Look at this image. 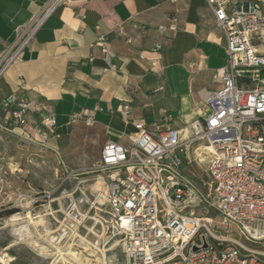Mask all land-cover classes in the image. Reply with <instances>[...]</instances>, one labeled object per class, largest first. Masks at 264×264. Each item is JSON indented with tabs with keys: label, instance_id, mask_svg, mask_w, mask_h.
Returning a JSON list of instances; mask_svg holds the SVG:
<instances>
[{
	"label": "built area",
	"instance_id": "1",
	"mask_svg": "<svg viewBox=\"0 0 264 264\" xmlns=\"http://www.w3.org/2000/svg\"><path fill=\"white\" fill-rule=\"evenodd\" d=\"M70 2L53 0L18 32L15 50L0 55V78L20 60L47 16ZM206 3L226 40L227 57L213 77L220 89L204 102L207 118L191 123L187 133L174 129L168 117L155 132L140 123L128 146L107 142L96 167L109 180L100 197L109 210L108 230L120 238L127 264H264V248H257L264 242V0ZM170 19L169 27H158L161 34L178 32L177 19ZM106 43L100 38L96 45L110 64ZM115 69L110 64L109 70ZM131 111L130 105L123 107L126 117ZM0 112V131L6 135L43 147L61 138L46 103L31 104L12 93L1 100ZM94 121L95 111L72 116L73 123ZM194 145L199 146L192 158ZM203 146L213 149L206 158L197 154ZM205 162L203 184L183 170L185 164ZM209 211L218 214L219 223ZM86 216L75 203L67 215L75 224ZM230 226L244 242L221 234L220 227Z\"/></svg>",
	"mask_w": 264,
	"mask_h": 264
},
{
	"label": "crops",
	"instance_id": "2",
	"mask_svg": "<svg viewBox=\"0 0 264 264\" xmlns=\"http://www.w3.org/2000/svg\"><path fill=\"white\" fill-rule=\"evenodd\" d=\"M52 1L0 0V55L15 50L18 32ZM171 17L178 32L161 34L158 27H169ZM100 38L107 40L115 70L96 45ZM158 45L163 49L156 50ZM225 46L206 0H71L47 16L20 60L0 78V102L17 93L31 104L49 105L61 138L40 146L58 156L62 140L89 126L73 123L72 116L95 111L90 126L100 133L101 158L109 141L128 146L140 123L155 132L168 117L174 129L187 133L191 123L207 118L204 102L221 87L213 77L227 65ZM126 105L132 108L129 117Z\"/></svg>",
	"mask_w": 264,
	"mask_h": 264
},
{
	"label": "rangeland",
	"instance_id": "3",
	"mask_svg": "<svg viewBox=\"0 0 264 264\" xmlns=\"http://www.w3.org/2000/svg\"><path fill=\"white\" fill-rule=\"evenodd\" d=\"M99 136L93 127L81 125L73 138L62 140L58 156L0 131V213L13 211L0 218V255L8 257L0 264H127L120 238L108 230L109 210L100 197L109 180L96 168ZM206 153L203 147L197 151L203 158ZM190 155L194 158L193 151ZM206 168V162L183 166L201 184ZM74 203L87 215L80 224L67 217ZM207 215L220 222L216 212ZM220 230L244 242L235 226ZM257 248L263 249L264 242ZM63 252L75 253L82 262Z\"/></svg>",
	"mask_w": 264,
	"mask_h": 264
},
{
	"label": "bare ground",
	"instance_id": "4",
	"mask_svg": "<svg viewBox=\"0 0 264 264\" xmlns=\"http://www.w3.org/2000/svg\"><path fill=\"white\" fill-rule=\"evenodd\" d=\"M186 135V134H185ZM203 150H204V152L206 151H210V152H213V149L212 148H208V149H206V147H204L203 146ZM98 183H100V181L98 182ZM97 183V184H98ZM104 183V182H103ZM102 183V184H103ZM100 185V184H99ZM104 186V185H103ZM97 189H99L98 188V186H97ZM101 189H102V187H101ZM107 189V188H106ZM95 190V189H94ZM100 190V189H99ZM53 240V239H52ZM54 241V240H53ZM46 249V248H45ZM41 250V249H40ZM46 251V250H45ZM60 254H61V252H59ZM64 253V252H63ZM65 255H67V256H73V258L74 257H76V259L78 260L77 262H82V260L80 259V257H78L75 253H72V252H70V253H67V254H63V256H65ZM7 256L5 255V256H1L0 255V262H2V263H6V260H7ZM103 258V257H102ZM10 259V258H9ZM64 260H65V262L64 263H66V260H68V259H65V258H63ZM104 259V258H103ZM61 261H62V257H61ZM100 262V261H99ZM105 262V261H104ZM89 263V262H88ZM88 263H84V264H88ZM106 264V263H105Z\"/></svg>",
	"mask_w": 264,
	"mask_h": 264
},
{
	"label": "trees",
	"instance_id": "5",
	"mask_svg": "<svg viewBox=\"0 0 264 264\" xmlns=\"http://www.w3.org/2000/svg\"><path fill=\"white\" fill-rule=\"evenodd\" d=\"M10 214H13V211H9V212H2L0 213V218L4 217V216H8Z\"/></svg>",
	"mask_w": 264,
	"mask_h": 264
},
{
	"label": "water",
	"instance_id": "6",
	"mask_svg": "<svg viewBox=\"0 0 264 264\" xmlns=\"http://www.w3.org/2000/svg\"><path fill=\"white\" fill-rule=\"evenodd\" d=\"M27 142H29V143H32V142H30V141H28V140H26Z\"/></svg>",
	"mask_w": 264,
	"mask_h": 264
}]
</instances>
